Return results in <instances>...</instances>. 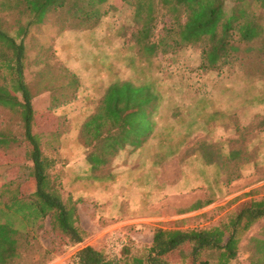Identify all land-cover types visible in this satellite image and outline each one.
Returning <instances> with one entry per match:
<instances>
[{
  "label": "rangeland",
  "instance_id": "374dc122",
  "mask_svg": "<svg viewBox=\"0 0 264 264\" xmlns=\"http://www.w3.org/2000/svg\"><path fill=\"white\" fill-rule=\"evenodd\" d=\"M1 1L6 2L0 8L2 27L20 40L18 27L26 24L30 16L20 2ZM231 4L227 2L226 9ZM107 7L108 13L98 21H81L70 16L65 8L61 12H49L41 22L29 27L22 41L26 55L24 78L33 93L36 129L43 132L41 147L56 162L53 173L59 176L63 199L71 198L76 205L78 224L86 231L80 245H92L106 255L119 256L125 247L130 255L143 253L158 227L215 226L250 199L264 195V53L256 49L248 53L241 50L232 64L214 70L200 68L201 53L197 45L146 57L131 37L136 25L130 5L122 0H108L101 5L102 9ZM261 14L264 25V10ZM166 21L167 15L160 18L157 31ZM261 42V38L257 39L255 45L260 46ZM116 80L152 83L161 96L155 116L157 133L163 134L155 139L157 149L164 153L172 151L190 136L170 162L162 166L161 177L169 184L181 178L183 158L198 149L202 135L196 132L201 129L198 127L196 131L193 125L189 128L187 125L197 116L202 125L205 122L208 135L215 134L219 126L218 131L228 130L233 134L231 143L235 140L238 146L250 144L249 150H254L250 154L258 152L262 158L260 165L242 168L237 184L214 206L190 210L189 204L196 193L165 194L161 209L149 208L151 212L160 210L152 219L128 215L130 220L125 221L114 213L101 214L95 203L97 194L92 202L83 197L88 186L83 177L86 166H83L80 126L83 115L96 106L100 90ZM169 113L171 118L166 116ZM211 113L216 117L207 126V116ZM56 127L61 131L58 137L47 134ZM0 131L12 137L8 145L0 146V170H6L4 181H7L18 173L26 151L19 113L0 106ZM241 134L247 136L238 140ZM256 156L257 153L251 155L250 161ZM243 174L245 177L241 178ZM23 191L27 192V188ZM143 220L153 222L146 224ZM41 225L31 230L32 248L24 256V264H75L80 245H69L50 227L48 219ZM141 225L144 226L138 227ZM254 238H264V217L243 235L232 264L251 263ZM187 250L174 254L173 264H187L181 261Z\"/></svg>",
  "mask_w": 264,
  "mask_h": 264
},
{
  "label": "trees",
  "instance_id": "16d2710c",
  "mask_svg": "<svg viewBox=\"0 0 264 264\" xmlns=\"http://www.w3.org/2000/svg\"><path fill=\"white\" fill-rule=\"evenodd\" d=\"M107 1L16 0L15 3L20 2L30 16L26 24L18 27L20 40L3 29L0 18V106L19 113L26 144L18 173L4 181L6 170H0V264L25 263L24 256L32 248L31 230L37 225L42 226L45 219L69 245H80L85 240L86 231L78 224L76 205L71 198L63 199L59 176L53 173L56 162L41 147L43 132L36 129L33 93L24 78L26 55L22 39L32 24L41 22L49 12H61L64 8L70 16L81 21H98L109 11V7L101 8ZM122 1L130 5L136 25L131 37L138 51L146 57L197 45L201 53L200 68L214 70L232 64L241 50L248 53L256 49L264 53V25L261 22L264 0ZM227 2L232 3L229 9H226ZM5 3L0 0V8ZM165 15L168 21L157 31L158 21ZM260 38L261 45L256 46L255 40ZM160 98L154 85L148 82L136 84L131 80H116L100 90L96 106L83 115L80 126L83 166H86L83 177L89 186L97 189L99 183L103 186L102 182L112 180L116 159L123 163L136 152L137 164L146 162L153 167L170 159L184 142H188L190 136L172 151L164 153L157 149L155 139L163 134L157 133L155 116ZM166 116L171 118V113ZM214 117L215 113L207 116L209 123ZM200 121L198 116L194 117L187 123L188 128L191 125L194 130L201 128ZM198 122L200 124H196ZM59 129H51L47 134L58 137ZM246 136L241 134L238 140ZM11 140V136L0 131V146L8 145ZM236 142L229 144L228 151H221L219 146L210 150L206 146L205 156H217L221 151L223 165L226 155L227 164L233 158V164H236L237 155L242 152ZM196 150L184 157V162L193 158ZM251 151L254 152L253 149L244 151V158L249 159L252 166H259L261 156L255 152L257 156L251 162V155L255 154H250ZM238 172L241 170L237 165L223 168L227 181L232 177L239 178ZM24 187L27 192L23 191ZM203 202L196 201L189 209H198ZM262 217L264 195L250 199L235 209L226 221L215 226L197 229L158 227L143 253L130 255L125 247L119 256H110L92 245H80L75 253V264H173V255L186 248L188 250L181 257L184 263L232 264L243 235ZM254 240L250 264H264V238Z\"/></svg>",
  "mask_w": 264,
  "mask_h": 264
},
{
  "label": "crops",
  "instance_id": "0c3cea01",
  "mask_svg": "<svg viewBox=\"0 0 264 264\" xmlns=\"http://www.w3.org/2000/svg\"><path fill=\"white\" fill-rule=\"evenodd\" d=\"M209 124H212V122ZM217 128L215 134L208 135L205 132V126L199 127L201 131H197L196 135L201 134L202 138L198 140L197 153H194L193 158L187 159L181 165V178L174 183L169 184L161 177L162 166L170 162V159L151 167L146 162L137 164L135 152L133 155L130 154L131 156L123 163L119 159L115 160L113 165L114 178L102 182L104 187L99 183L96 190L95 187L87 184L89 191L87 190L83 197L92 202L95 199V194H97L98 202L95 203H97L96 206L101 214L111 215V213H114L119 217H123L122 220L125 219V221L130 220V218L126 217L128 215L147 216V219L154 218V215L159 214L160 210L151 212L149 208L159 207L161 209L163 207L162 199L166 198L165 194L191 195L196 193L189 206L196 201H205L200 208L214 206L228 196L229 189L234 187L238 182L237 180H239L232 177L227 181L223 168L227 165L231 167L237 165L242 171V168L250 166L249 159H245L243 155L245 154L244 151L249 150L250 144L243 145L244 143L240 145L242 152L239 156L237 155L236 159L238 162L236 164H233L235 158L227 164V155L225 156L226 163L222 164L221 157L223 153L221 151H228L233 134L228 132V130L223 133L220 130L218 131ZM257 131L258 133L260 132V130ZM206 146H209L210 150L211 147L217 148L219 146L221 151L217 152V156L212 154L207 158L204 153V150L207 151ZM243 177H245L244 174L241 178ZM198 194L201 195L198 196ZM156 217H160V215ZM142 222L150 224L153 221L143 220ZM140 223L136 222L138 225ZM142 226L144 225L138 227Z\"/></svg>",
  "mask_w": 264,
  "mask_h": 264
}]
</instances>
